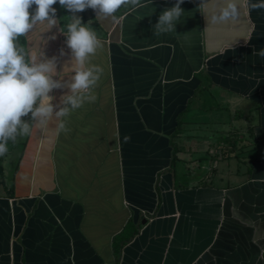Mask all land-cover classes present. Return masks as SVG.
<instances>
[{"label": "crops", "instance_id": "crops-1", "mask_svg": "<svg viewBox=\"0 0 264 264\" xmlns=\"http://www.w3.org/2000/svg\"><path fill=\"white\" fill-rule=\"evenodd\" d=\"M227 2L184 0L161 35L176 0L78 13L103 43L90 57L103 69L95 100L23 118L33 130L11 141L19 155L0 184V264H264V9L236 0L237 19L214 20ZM53 7L57 25L19 42L63 73L71 17ZM68 91L53 89L52 104ZM127 223L136 231L115 262Z\"/></svg>", "mask_w": 264, "mask_h": 264}, {"label": "clouds", "instance_id": "clouds-1", "mask_svg": "<svg viewBox=\"0 0 264 264\" xmlns=\"http://www.w3.org/2000/svg\"><path fill=\"white\" fill-rule=\"evenodd\" d=\"M183 2L176 0L172 7L161 12L154 25V35L175 31L184 13ZM57 3L71 17L67 32L63 33L74 62L70 68L65 67L63 73L57 72L56 58L42 55L41 61L36 62L19 42V37L29 34L39 23L47 22L49 29L57 25V9L53 7ZM33 5L35 8L30 12ZM128 5L144 6L141 0H0V156L8 152L9 141L15 143L18 137L31 134L29 119H23L29 114L31 120L67 116L85 102L95 100L91 90L100 80L103 69L92 65L90 57L103 47V43L95 29L83 23L78 13L91 8L97 17H110ZM251 8L264 9V0L252 3ZM238 15L236 0H228L214 20L227 22L237 19ZM259 55L264 57V50ZM68 73H71L69 79L64 80ZM57 76L60 78H54ZM63 88L69 91L60 98L62 106H54L49 93ZM54 107H58V111L54 112Z\"/></svg>", "mask_w": 264, "mask_h": 264}, {"label": "rangeland", "instance_id": "rangeland-1", "mask_svg": "<svg viewBox=\"0 0 264 264\" xmlns=\"http://www.w3.org/2000/svg\"><path fill=\"white\" fill-rule=\"evenodd\" d=\"M19 150L20 147L18 145L13 146L11 141H9L8 152L4 156H0V184L4 182L7 186L11 185L12 173L19 155Z\"/></svg>", "mask_w": 264, "mask_h": 264}, {"label": "trees", "instance_id": "trees-1", "mask_svg": "<svg viewBox=\"0 0 264 264\" xmlns=\"http://www.w3.org/2000/svg\"><path fill=\"white\" fill-rule=\"evenodd\" d=\"M123 11V10H122ZM116 12L115 15L119 16L121 14V12ZM179 130V125L176 128V133ZM129 223H127V225L118 233L113 237V241H112V248H113V254L115 257V262L118 261L119 256H120V249L121 247L130 240V238L133 236V234L135 233V229L133 228H129L128 225Z\"/></svg>", "mask_w": 264, "mask_h": 264}]
</instances>
